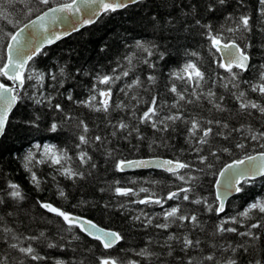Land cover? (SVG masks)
I'll return each instance as SVG.
<instances>
[{
  "label": "trees",
  "instance_id": "1",
  "mask_svg": "<svg viewBox=\"0 0 264 264\" xmlns=\"http://www.w3.org/2000/svg\"><path fill=\"white\" fill-rule=\"evenodd\" d=\"M70 0H52L51 7L59 3L69 2ZM186 2H197V0H186ZM201 7L208 0H198ZM33 7V0H0V56L4 55V46L7 43L6 33L13 32L16 29L14 25L18 22L20 26L27 22L28 19H33L35 13L31 17L27 14V9ZM264 7L258 3V0H245L243 7H238L237 0H227L224 6H217L215 12L203 11L198 18L201 19V24H210L214 31H219L220 26L225 28L230 26L231 22L226 21L229 13L234 16L247 13L253 17L255 21L258 16V10ZM177 13L172 8L171 0L168 6L165 7L163 0H143L138 4L129 6L126 9L117 11L116 13L103 14L94 24L85 27L81 31L61 40L55 45L43 50V53L35 57L29 63L31 69L41 72H55L58 79L64 80L63 88H59L61 95L57 96V100L63 106H66V111L79 119H83L90 129L88 136L94 137L101 135L107 138V143L101 146L100 142H94L91 145H83L82 148L88 151L92 157V163L95 167L81 166L78 162L77 153L79 149L75 147L78 143L76 136L80 130L74 126L73 121H69L64 125L63 129L55 133L49 131L51 123H60L61 114L53 112L47 106L41 107L35 105L33 101L25 98L20 105L13 110L10 117L9 126L6 129L5 135L0 138V195L4 196V203L0 205V257L9 256L7 264H56L57 260L66 261L67 264H98L97 257L112 256L118 261L127 264L129 260H137L139 264H186L188 256L194 257V264H199L202 256L215 252L219 259H226L232 256L231 250L225 252L220 246L227 247L228 244L233 246L248 240L246 237H240L233 233L223 235H213L215 225H217L225 216H233L238 212L243 211L246 205L255 199L264 197V177H261L253 182L243 185L244 191L237 193L230 198L225 205V213L217 215L215 211H207V205L194 204L190 201L170 200L164 207L158 205H143L132 203V201L146 198L155 193L156 196H166L171 191H178L180 187L188 186L177 176L156 170H141L135 172H120L116 168V163L119 160H131L139 158L162 157L169 159L179 158L181 161L192 162L194 167L190 175L197 177L192 183L195 185L194 195L191 199H206L209 205L215 206L214 184L217 173L220 169L236 159H242L246 155H254L260 151H264L259 147L256 141L250 139L244 140L245 149H237L235 144L240 142V133L233 132L229 139L225 140L223 136H215L210 141L212 151L230 149L228 152H219L217 157L209 154V146L204 147L201 155H208V162L213 165L212 168H206L199 164L196 159L197 153L192 150V145L186 142L188 136L187 126L177 122L169 128L167 132L160 133L147 125H140V134L143 139L138 138L136 133L127 139L124 138L126 133L118 131L113 137L111 132L112 127L107 123L105 114L100 112L90 111L86 107L79 106L65 99L70 91L74 100H85L91 94L89 89L94 83L93 75L97 72L102 74H111V69L116 67L117 62L124 64L127 67V61L123 58L125 55L136 53L137 56H146V53L139 52L135 48V41L141 40L144 42H155L161 45L160 50H164V46L168 48V53L165 60H158L155 56L152 58L157 63V69L153 71L147 65L142 63L136 64L133 74L123 80L117 82L113 88V101L128 100L123 93L118 92V89L125 82L133 79L134 75H140L142 81H146L147 75L156 74L157 83L155 85H147L148 91L144 88L133 89L129 93V97L138 91L139 95L144 100H150L153 90L161 97L162 101L167 104H172L174 97L167 91L165 84L169 80V73L179 69L187 60H194L201 70L206 73V76L219 79L215 76L219 73L221 77L227 76L223 69L216 66L219 56L215 49H211V44L204 34L205 29L193 24L190 31L183 33H172V35H180L184 38L179 40H162L159 25L153 26L152 16H156L161 23L168 18V13ZM7 15L8 19L3 17ZM183 15V13H180ZM11 21V23H9ZM225 35H230L225 32ZM251 43L254 45L249 49V54L252 56L251 64L257 68L264 63V48L260 47L264 43V35L260 34L258 27L254 26L253 32L250 34ZM244 46V41H237ZM132 45V47H126ZM106 46V47H105ZM104 50H101V49ZM211 49V50H210ZM187 52H198L199 59L186 55ZM2 62V61H0ZM65 68V77H59L60 68ZM79 70L80 74H77ZM88 72L93 75H84ZM27 75V73H26ZM256 73H243V78L248 79L250 76H255ZM4 83L8 82L0 77ZM34 81H29L25 85V89L29 94H32L35 89L32 88ZM52 81H46L43 91L45 93H55L56 89L49 87ZM178 88L181 87L180 82L176 81ZM211 83V81H209ZM222 82H218L214 86V91L217 96H223V106L229 111L216 112L206 100H201L199 106L196 104L186 105L187 113H192L202 119L220 120L222 123L229 124V128L240 127V125H251L254 129L264 131V118L253 111L251 117L237 115L238 104L232 98L229 89L221 86ZM98 88H104V85H97ZM246 85H241V88H246ZM204 91H207L205 86ZM234 91V90H233ZM23 94V93H22ZM248 95L252 99L261 100L257 94L249 91ZM101 99L98 97V100ZM55 103V101L53 102ZM132 101V104H135ZM145 104L141 103L137 106V115H139ZM211 109V111H209ZM166 112L167 109L165 108ZM39 116L37 121L39 127H32L25 124L24 121L28 118ZM121 118L135 124L136 120L131 114V104L127 112L119 110L113 111L109 119L112 123H116ZM173 128L175 129L173 131ZM214 133L223 131L228 133L229 129H220L213 125ZM35 144H53L61 149H67L68 155L72 159V167L80 170L87 169L90 175L86 174L85 179L77 178L75 181L66 179L59 175L49 164L41 163L33 167V171L40 179L41 183L37 187L31 180V175L23 166V157L29 151L34 150ZM37 160L39 153H36ZM197 168H204L203 172H199ZM188 170L182 169L180 174H186ZM55 176V180H53ZM119 182L118 184L116 182ZM9 182L18 184L24 196L22 201L13 200L7 196L9 191L7 185ZM115 187L132 188L139 191L141 187L148 188L149 192L139 193L138 196H118L114 192ZM65 192L66 198L59 196V190ZM101 189H105L101 191ZM183 193H181V196ZM39 202H48L56 207L61 208L65 212L72 213L76 216H81L92 220L98 226L119 232L124 239L121 240L113 249L105 250L102 245L95 240L87 237L79 232L78 228H73L68 231V225L63 222L62 218L47 212L46 209L40 207ZM108 204V208L104 205ZM124 207L121 208L120 205ZM179 205L181 211L186 214H196L200 220L203 231L199 227H193L188 222H184V227H178L173 224L166 231L157 229L154 226H145L140 221L134 220L133 217L140 215L141 210L149 216H156L162 213L165 209ZM11 213L12 215H7ZM162 216L153 219V225L163 223ZM254 222V221H252ZM179 223V222H178ZM234 226V225H229ZM240 227L239 225H235ZM4 227L14 230V233L21 237L20 241H15L11 238L12 233H5ZM241 231L246 230L241 227ZM260 233L259 241H248L249 245L254 244L255 247H249L247 253L243 250L238 251L235 255L238 264H249L250 260L260 258L264 260V230H253ZM40 232L45 234L40 240L28 241L24 237L36 235ZM175 233L177 236L188 234L191 239H199L201 241L199 249H190L187 254L180 251V245L177 242L173 244V255L167 256V249L162 247V243L167 235ZM80 235L79 241L73 240V235ZM60 236L64 239L61 240ZM151 241V243H149ZM53 242L58 246L48 248L47 243ZM12 243H19L20 246L26 247L31 244L36 249V254H39L46 259L33 261L30 257L25 256L18 250L9 247ZM212 244L216 245L213 249ZM59 245H64L63 248ZM147 248L148 251L154 252L159 256L150 260L137 256L136 252ZM205 264H213V262H205Z\"/></svg>",
  "mask_w": 264,
  "mask_h": 264
},
{
  "label": "snow or ice",
  "instance_id": "2",
  "mask_svg": "<svg viewBox=\"0 0 264 264\" xmlns=\"http://www.w3.org/2000/svg\"><path fill=\"white\" fill-rule=\"evenodd\" d=\"M11 0H9V3ZM141 0H70V2L59 3L55 7H51L52 0H33V7L27 9L29 17L35 13L34 19H28L27 22H18L14 25L16 29L13 32L6 33L7 43L4 46V55L0 56V77L6 78L12 82L10 86L3 81H0V137L5 135L6 129L10 123V117L13 110L17 108L22 101L27 98L33 101L35 105L44 107L47 106L53 112L61 114L60 123L53 122L49 127V131L55 133L63 129L64 125L69 121L74 122V126L80 130L76 136L78 143L75 145L79 149L77 156L78 162L81 166L95 167L92 163V157L88 154V151L81 146L91 145L94 142H100L101 146L107 143V138L101 135H95L89 137L87 134L90 131L88 124L83 120L69 114L66 111V106H63L57 96L61 95L59 88H63L64 80L58 79L55 72H41L29 67V62L33 61L37 55L43 53V45L45 43L51 44L56 40L62 38V35H69L72 31H77V25L92 24L95 23L96 18L100 10H103L105 14L116 13L117 11L126 9L131 4H138ZM165 7L168 6L169 0H163ZM258 3L264 6V0H258ZM227 4V0H208L202 7L197 2L188 3L186 0H171L172 8L177 13L174 15L172 12L168 13V18L164 19L161 23L157 20L156 16H152L153 26L159 25L162 40H179L184 38L180 35H172V33H183L190 31L193 24L205 29L204 34L207 36L211 49H215L216 52L221 54V59H218L216 66L224 70L227 76L221 77L219 73L215 76L219 79L206 76V73L201 70V67L194 60H187L179 69L173 70L169 73V80L165 84L167 91L174 97L172 104H167L166 101H162L159 94L153 90L151 99L144 100L138 93V91L129 97V93L133 89L144 88L148 91L147 85H155L157 83V75L149 74L146 77L147 85L145 81H142L140 75H134L133 79L124 83L122 87L118 89V92L123 93L124 97L128 100H120L119 102L113 101V88L117 82L123 80L134 73L137 63L147 65L149 69L155 71L157 69V63L152 59L154 56L158 60H165L168 53V48L164 46V50L161 51V45L155 42H144L141 40L135 41V48L139 52L146 53V56L140 57L134 52L130 55H125L124 60L127 61V67L124 64L117 62L116 67L111 69V74H102L100 72L92 73L85 72L84 75H93L94 83L89 89L90 95L85 100H74L73 95L69 91L65 97L67 101L77 104L82 107L88 108L90 111L100 112L105 114L107 123L112 127L113 131L111 135L115 137L118 131L126 133L125 139L136 133L138 138L143 139L140 134V125H147L154 129L156 132L164 133L169 130L170 127L180 122L187 126L188 136L186 142L192 145V150L197 153L196 159L199 164L204 165L206 168H212L213 165L208 162V155H201L205 146H209V154L213 157H217L219 152H228L230 149L225 147L223 149H216L212 151L210 141L215 136H223L225 140L229 139L233 132L240 133V142L235 144L237 149H245L246 144L244 140L250 139L256 141L261 149H264V131L254 129L249 125H240V127L229 128V124L220 120L202 119L192 113H186V105L196 104L200 105L201 100H206L212 105V108L216 112L229 111L223 106L222 102L224 97L217 96L213 90L214 86L218 82H222L221 86L225 89H229L232 98L238 104L237 115L251 117L253 111L264 118V103L259 100L252 99L248 93L257 94V96L264 100V63L258 68L251 64L252 56L249 54V49L254 45L251 43L250 34L253 32L254 26L258 27L260 34L264 35V7L258 10V16L256 20L246 12L240 15L234 16L229 13L226 17V21L231 22L230 26H220L219 31H214L212 25L201 24V19L198 18L199 14L203 11L215 12L217 6H224ZM245 0H237L238 7H243ZM81 6L86 9L85 15L87 19L76 14L81 12ZM61 13H72L74 19L68 20V18L61 17ZM183 13V15H180ZM5 20L8 16L3 17ZM59 23H66L67 28L63 34L55 31ZM11 23V21H9ZM225 32L230 35H225ZM242 39L244 46L242 47L237 41ZM106 47V46H105ZM126 47H132V45H126ZM264 48V43L260 45ZM210 49V50H211ZM101 50H104L103 48ZM46 54V53H43ZM186 55L197 57L199 59L198 52H187ZM255 72V76H250L248 79L243 78L245 72ZM27 73V75H26ZM79 73V70L77 71ZM59 77H65V68L61 67L59 71ZM29 81H34L32 88L35 91L29 94L25 89V85ZM46 81H52L49 87L56 89L55 93H45L43 91ZM176 81L180 82L181 87L178 88ZM211 81V83H209ZM246 85V88H241V85ZM97 85H104V88H98ZM207 86V91H204ZM234 90V91H233ZM23 93V94H22ZM98 97L101 99L98 100ZM55 101V103H53ZM135 101V104H132ZM145 104L144 110L137 115V106L139 104ZM131 104V114L135 118L136 123L132 124L125 119L121 118L116 123H112L109 117L113 111L119 110L121 112H127L129 105ZM167 109L165 112L164 109ZM211 111V109L209 110ZM39 116L35 118H28L24 121L32 127H39L37 121ZM213 125H216L220 129H229L225 134L223 131H216L214 133ZM175 129L173 128V131ZM41 153V159L37 160L36 153ZM72 157L68 155L67 149H61L53 144H35L34 150L29 149L26 155L23 157L24 168L31 175L32 182L39 187L41 181L37 177L36 173L32 170L36 164L46 163L53 167L54 170L64 176L66 179L75 181L77 178L85 179L86 174L91 173L87 169L80 170L79 168L72 167ZM135 167H156L161 168L164 171L171 173L173 176H177L179 180L183 181L185 185L178 189V191H171L166 196H156L155 193L147 196L143 199L132 201V203L143 205H158L161 208L164 207L170 200H183L190 201L194 204L207 205V211H215L217 215L225 213L226 198L232 193H241L244 191L243 185L255 181L257 177H264V151H260L256 155H246L243 159H236L233 163L228 164L217 175L219 180L216 181V195L215 206L209 205L206 199H191L194 195L195 185L192 183L197 177L190 175L193 170L192 162L181 161L179 158L174 160H150V161H130L119 160L116 163L117 170L123 172L126 168ZM188 170L186 174H180V170ZM199 172H203L204 168H197ZM55 180V176H53ZM119 183L118 181L116 182ZM9 191L7 196L13 200L22 201L24 196L20 190L18 184L9 182L7 185ZM105 189H101L104 191ZM114 192L118 196H138L139 193L149 192L148 188L141 187L139 191H135L132 188L115 187ZM181 193L183 195L181 196ZM59 196L66 198L65 192L60 189ZM4 203V196L0 195V205ZM40 207L46 209L47 212L54 214L57 217L62 218L63 222L68 225V231L73 228H78L80 233H84L92 240L98 241L105 250L113 249L124 237L119 232L106 230L99 227L92 220L86 219L81 216H75L72 213L65 212L59 207L54 206L48 202H39ZM109 205L105 204L104 208H108ZM124 207L123 204L120 205ZM7 215H12L7 213ZM163 217L165 222L156 223L153 225V219ZM134 220L140 221L141 224L148 226H154L157 229L167 230L173 224H177L178 227H184V222H188L193 227H199L203 231L198 215L186 214L181 211L179 205L172 206L165 209L162 213L156 214V216H149L143 210L140 215L134 216ZM254 221V222H252ZM179 222V223H178ZM234 225V226H229ZM235 225H239L237 227ZM243 227L246 230L241 231ZM256 229L264 230V197L253 200L248 203L243 211L238 212L233 216H225L217 225L213 235L233 233L240 237H246L248 240L243 241L235 246L228 244L227 247L221 245L225 252L231 250L232 256L226 259H219L216 257L215 252H211L208 255H204L200 258L199 264H205V262H213V264H238L236 253L240 250L247 253L249 247H255L254 244L249 245L248 241H259L260 233L253 231ZM5 233H12L11 238L15 241H20L21 237L14 233V230L8 227H4ZM45 234L40 232L38 236L32 235L24 237L28 241H37L44 237ZM63 240L64 237L60 236ZM73 240L79 241L80 235L75 234L72 237ZM177 242L180 245V251L187 254L190 249H199L201 241L199 239H191L188 234H182L177 236L175 233L167 235L162 243V247L167 249L166 255H173V244ZM151 243V241H149ZM58 245L53 242L47 243L48 248H55ZM11 249L18 250L25 256L30 257L33 261H39L46 259L39 254H36V249L28 244L26 247L20 246L19 243H12L9 245ZM63 248L64 245H59ZM210 247L216 248L215 244ZM137 256L150 260L155 257L159 259V256L148 251L147 248L141 249L136 252ZM9 256L5 255L0 257V264H7ZM98 264H123L112 256H100L97 257ZM194 257L188 256L186 264H194ZM56 264H67L66 261L57 260ZM80 264H84L83 261ZM127 264H139L137 260H129ZM249 264H264V260L255 258L254 261L250 260Z\"/></svg>",
  "mask_w": 264,
  "mask_h": 264
},
{
  "label": "water",
  "instance_id": "3",
  "mask_svg": "<svg viewBox=\"0 0 264 264\" xmlns=\"http://www.w3.org/2000/svg\"><path fill=\"white\" fill-rule=\"evenodd\" d=\"M141 1H143V0H141ZM70 2V1H69ZM131 5H134V4H131ZM131 5H129V6H131ZM57 6V5H56ZM53 7H55V6H53ZM85 12H86V9H84L82 6H81V12L80 13H78V14H76V15H78V16H81V17H83L84 19H87V16L85 15ZM104 13H103V10L101 9L100 10V12H99V14H98V17L96 18V21L103 15ZM61 15V17L63 18V17H67L68 18V20H72V19H74V17H73V14L72 13H61L60 14ZM35 18V17H34ZM33 18V19H34ZM95 21V22H96ZM92 24H94V23H92ZM92 24H84V25H77V27H78V30L77 31H72L71 32V34H69V35H62V38L61 39H59V40H56L54 43H51V44H47V43H45L42 47H43V50L44 49H46V48H49V47H51V46H53V45H55L56 43H58V42H60L61 40H63V39H65L66 37H68V36H70V35H72V34H74V33H77V32H79V31H81L82 29H84L85 27H87V26H90V25H92ZM66 28H67V24L66 23H59L58 22V25H57V27L55 28V31L56 32H58V33H61V34H63L64 32H65V30H66ZM217 54H218V56H219V59H221V54L220 53H218L217 52ZM31 62V61H30ZM29 62V63H30ZM6 79V78H5ZM7 80V79H6ZM8 81V80H7ZM9 82V85L11 86L12 85V82L11 81H8ZM1 138V137H0ZM257 154V153H256ZM256 154H254V155H256ZM243 159V158H242ZM141 160H144V161H150V160H172V159H169V158H162V157H151V158H139V159H131L130 161H141ZM234 161H232V162H230V163H233ZM230 163H228V164H230ZM228 164H226V165H224L220 170H222L225 166H227ZM141 170H156V171H162V172H166V171H164L163 169H161V168H156V167H135V168H126V170L125 171H123V172H135V171H141ZM181 171V170H180ZM121 172V171H120ZM166 173H168V172H166ZM168 174H171V173H168ZM259 178H261V177H257L255 180H257V179H259ZM220 178H219V176L217 175V177H216V181L217 180H219ZM216 181H215V184H214V194L216 195V191H217V189H216ZM237 193L236 192H232L227 198H226V203H227V201L230 199V198H232V197H234L235 195H236ZM226 203H225V205H226ZM76 216V215H75ZM95 223V222H94ZM96 224V223H95ZM100 227V226H99ZM102 228V227H101ZM105 229V228H104ZM106 230H108V229H106ZM110 231H112V230H110ZM115 232V231H114ZM84 234V233H83ZM85 235V234H84ZM90 238V237H89Z\"/></svg>",
  "mask_w": 264,
  "mask_h": 264
},
{
  "label": "rangeland",
  "instance_id": "4",
  "mask_svg": "<svg viewBox=\"0 0 264 264\" xmlns=\"http://www.w3.org/2000/svg\"><path fill=\"white\" fill-rule=\"evenodd\" d=\"M39 153V159H41V153L40 152H38Z\"/></svg>",
  "mask_w": 264,
  "mask_h": 264
},
{
  "label": "bare ground",
  "instance_id": "5",
  "mask_svg": "<svg viewBox=\"0 0 264 264\" xmlns=\"http://www.w3.org/2000/svg\"><path fill=\"white\" fill-rule=\"evenodd\" d=\"M75 34V33H74ZM73 35V34H72ZM71 36V35H70ZM69 37V36H68ZM67 38V37H66ZM132 173V172H131Z\"/></svg>",
  "mask_w": 264,
  "mask_h": 264
}]
</instances>
